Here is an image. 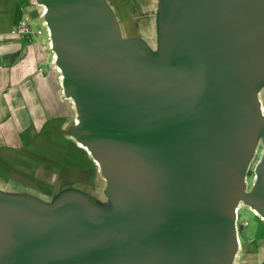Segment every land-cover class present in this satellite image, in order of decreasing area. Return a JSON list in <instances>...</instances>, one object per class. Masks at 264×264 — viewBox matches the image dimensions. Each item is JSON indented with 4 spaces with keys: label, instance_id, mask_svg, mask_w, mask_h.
Masks as SVG:
<instances>
[{
    "label": "water",
    "instance_id": "95a60500",
    "mask_svg": "<svg viewBox=\"0 0 264 264\" xmlns=\"http://www.w3.org/2000/svg\"><path fill=\"white\" fill-rule=\"evenodd\" d=\"M35 3L76 107L71 136L116 216L0 192V264H232L239 202L264 216V150L245 188L264 143V0H171L158 60L123 38L106 0Z\"/></svg>",
    "mask_w": 264,
    "mask_h": 264
},
{
    "label": "crops",
    "instance_id": "0c3cea01",
    "mask_svg": "<svg viewBox=\"0 0 264 264\" xmlns=\"http://www.w3.org/2000/svg\"><path fill=\"white\" fill-rule=\"evenodd\" d=\"M170 1L106 0L125 40L144 34L147 26L157 40ZM41 11L35 0H0V192L44 198L73 183L60 178L76 175L77 159L89 155L71 136L76 107L64 94ZM25 13L32 17L30 35L14 32Z\"/></svg>",
    "mask_w": 264,
    "mask_h": 264
},
{
    "label": "rangeland",
    "instance_id": "374dc122",
    "mask_svg": "<svg viewBox=\"0 0 264 264\" xmlns=\"http://www.w3.org/2000/svg\"><path fill=\"white\" fill-rule=\"evenodd\" d=\"M131 35L134 34L131 33ZM140 36L141 37L139 38H142L143 41L138 39L131 40L129 42L130 45L134 48H140L142 51L146 50L149 54H151V58L158 60V42L154 31L147 26L144 34ZM257 95L260 105L264 106V84H262L258 89ZM77 123H79L78 119ZM259 134L260 136L258 139L257 150L246 174V191L250 190L254 184L255 167L261 157L262 150H264V147H262L261 132ZM84 151L87 155H89V157L86 161L81 158L77 159L76 175L63 174L60 178L61 180H65V178L71 179L73 183H65V185L63 184L62 187H59L61 188V193L59 191H54L52 193L47 192V194L51 195L43 198L44 203L48 206L49 210L60 212L63 208L67 207L65 205L67 204L65 201L68 199L73 201L77 200L92 206L94 210L100 214L116 216L114 207L106 197V179L104 177V180L100 175L101 170L96 164L94 158L91 157L92 155L86 150ZM84 167H86V170H83ZM25 195L27 197L30 196L29 194ZM237 209L239 244L235 251L232 264H264V220H262L259 216L254 215V212L249 208V206L243 202H239ZM245 222H248V225H246Z\"/></svg>",
    "mask_w": 264,
    "mask_h": 264
},
{
    "label": "bare ground",
    "instance_id": "6f19581e",
    "mask_svg": "<svg viewBox=\"0 0 264 264\" xmlns=\"http://www.w3.org/2000/svg\"><path fill=\"white\" fill-rule=\"evenodd\" d=\"M41 7V10L43 11V12H47L48 11V8H47V6L46 5H43V6H40ZM55 56H56V59H57V55L55 54ZM257 98H258V95H257ZM260 112H261V114L262 115H264V106H262V105H260ZM258 139H259V137H258ZM258 139H257V142H256V147H255V152H254V154L256 153V150H257V144H258ZM261 141H262V139H261ZM78 145H80L83 149H85L89 154H91L92 155V153H91V150L88 148V147H86L84 144H82V142L81 141H78ZM262 147H264V143H262ZM95 160V159H94ZM95 162H96V164L98 165V167L100 168V165H99V163H98V161L97 160H95ZM100 170H101V168H100ZM255 177V176H254ZM106 179V178H105ZM106 181H107V179H106ZM255 182V181H254ZM245 188H246V178H245ZM248 206V205H247ZM253 212H254V215H257V216H259L262 220H264V216H261V214L256 210V209H254V208H251V207H249ZM235 215H236V219H235V230H236V241H237V246H238V244H239V236H238V228H237V219H238V209L236 208V210H235Z\"/></svg>",
    "mask_w": 264,
    "mask_h": 264
},
{
    "label": "built area",
    "instance_id": "2783aa9c",
    "mask_svg": "<svg viewBox=\"0 0 264 264\" xmlns=\"http://www.w3.org/2000/svg\"><path fill=\"white\" fill-rule=\"evenodd\" d=\"M43 11H41V14ZM45 27V26H44ZM45 30L48 33V29L45 27ZM14 32L19 33V34H24V35H30L33 34V29H32V17L30 14L25 13L22 17V19L19 21L17 24L16 28L14 29ZM42 30H36L35 34H41ZM246 225H248V222H245Z\"/></svg>",
    "mask_w": 264,
    "mask_h": 264
}]
</instances>
